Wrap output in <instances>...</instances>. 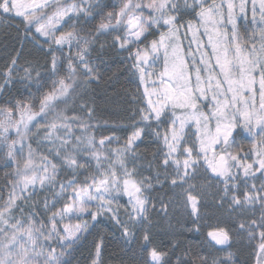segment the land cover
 Instances as JSON below:
<instances>
[{"label":"snow or ice","instance_id":"snow-or-ice-1","mask_svg":"<svg viewBox=\"0 0 264 264\" xmlns=\"http://www.w3.org/2000/svg\"><path fill=\"white\" fill-rule=\"evenodd\" d=\"M250 2L252 23H259V31L253 29L251 36L243 37L235 23L237 5L233 0H227L226 5L223 0L219 4L216 0L210 3L208 0L191 3L188 0L183 3L180 0H120L118 11L107 12L94 31L117 33L114 43L128 51L135 70L133 75L145 85L143 96L147 102L133 116L135 120L138 115L139 120L134 124L132 135L122 147L111 149L107 145L112 143V137L97 142L94 135L88 134L95 115L89 89L99 83L100 74L89 55L91 34L82 36L84 29L76 26L82 17H91L94 9L100 7L99 3L72 0L62 5L56 2V10L49 15L44 11L49 0L41 3L0 0V12L20 17L26 35L34 28L36 34L45 38L43 44L52 53L50 72L57 77L44 92L49 77L42 76L31 63L18 66L17 59L12 60V67L2 76L0 92L13 81L16 72L22 71L24 75L19 80L26 82L28 102L21 98L9 107H0V144L7 147L6 159L17 164L19 178L9 182L6 200L0 195V264H72L76 245L87 239L98 217L106 213L112 214L111 218L121 226L122 235L127 239L135 238L134 229L139 228L140 248L145 254L143 264H172L168 251L153 246L146 227L150 224L149 200L144 195L146 182L134 181L131 177L135 169L130 171L126 165L129 156L133 161L136 159V141L145 130L162 139L163 179L170 181L173 188L184 191L192 214L198 213L199 200L192 194L196 186L191 181L201 168L211 172L217 181L213 194L215 206L227 207L236 235H246L249 241L259 239L256 264H264V0ZM248 3L249 0H241L238 5L241 14L246 12ZM185 16L191 19L185 20ZM228 24L232 27L226 31ZM63 25L70 30H60L59 26ZM157 34L158 39L149 41V36ZM181 36L188 40L187 46L182 44ZM201 36H206L207 41L203 42ZM32 39L43 48L36 35ZM74 42L78 51L74 57L69 55L66 74L62 75L65 69L54 54L56 50L62 51V47L54 49L53 45H68L71 51ZM137 42L143 47L137 46L133 52L129 45ZM158 62H161L159 67ZM37 99L39 109L35 110ZM69 106L74 111L78 109V113L67 115ZM50 114L53 118L48 121ZM37 117L46 123L41 125ZM33 121H36L33 126L37 127V134L42 128L45 139L54 145L50 154H54L62 168L70 170L72 179L59 182L57 164L47 156L41 157L40 165L33 163L31 144L25 145ZM73 125L78 126L79 135ZM237 129L253 137L247 151L235 143ZM13 131L17 139L9 143V134ZM25 146L28 156L21 167L17 154L22 155ZM92 160L96 161L99 178L92 175L79 181L76 178L79 170L85 169ZM160 178L157 171V182ZM37 184L49 191L59 184L60 191L53 192L51 204L47 198L43 202L44 208L51 211L47 224L36 219L34 204H28ZM151 187L148 183L147 188ZM121 192L129 197L131 206L126 210L127 221H122L119 209L113 207L117 198L113 193ZM93 201H98L94 211L90 207ZM61 202L62 206L53 210ZM65 218L69 221L75 218L77 223L59 227ZM89 219L94 223L90 224ZM209 236L216 245L230 246L232 231L219 228ZM101 246L102 240L95 245L92 264H102ZM177 264L184 262L178 259ZM200 264L207 261L202 260ZM213 264H234V261L229 254L225 259L214 260Z\"/></svg>","mask_w":264,"mask_h":264},{"label":"trees","instance_id":"trees-1","mask_svg":"<svg viewBox=\"0 0 264 264\" xmlns=\"http://www.w3.org/2000/svg\"><path fill=\"white\" fill-rule=\"evenodd\" d=\"M119 4L120 0H109L105 5L94 11L91 17L84 18L81 25L77 28L84 29V31L81 32L82 36H89V34H91L89 37L92 40L89 47L90 59L91 62L98 63L99 70L102 74L101 82H99L98 85L91 86L89 89L90 99L94 101L92 107L98 115L97 121L90 123L93 128L99 130L122 133L128 129L126 125L129 118L131 102L136 100L139 89L130 79L131 71L130 67L127 65L128 63L130 64V62L123 61L129 53L119 55L113 50L108 49V43L116 32H112L111 30H106L104 32L94 31L104 19L107 12L119 10ZM15 24L17 25H14V23L12 25L4 23L0 26V75H3L12 67L13 59H17L18 66H26L28 63H31L42 76L49 77L47 81L48 87L43 90L47 92L51 88L52 81L57 79V77L52 76L50 72L52 53L36 47L34 43L29 40L31 33L26 35L25 27H22L17 22ZM151 39L152 38H150L149 41ZM82 46L83 45H81V47ZM60 47H62V51L56 50L54 54L61 60L63 68L65 69V72L61 74L64 75L66 74L69 55L71 54V56L74 57L78 49L75 42L71 47V51H69L68 45L53 46L54 49ZM33 75V79H35V71ZM2 83L3 79L0 81V84ZM18 86L19 85H12L6 87L0 101V107H9L11 103L21 98H25V102H28L26 85ZM32 91L35 93L34 84L32 85ZM60 108L62 109L64 106L61 105ZM38 109L39 101L37 99L35 110ZM77 113L78 109L74 111L71 106H69V110L66 114L72 116ZM52 118L53 116L50 114L48 121H51ZM36 121H40L41 125L46 123L42 117H37ZM36 121H33L32 125H30L31 132L29 133V138L25 140V145L31 144V135L34 130L37 129V127L33 126L36 125ZM9 135V143L11 139H17L14 131ZM243 140L245 139L240 141L241 147L248 149L251 144L248 143L247 140ZM31 147L33 151V163L38 165V155L32 144ZM17 148H19V145H17ZM6 152V145L0 144V195H2L5 200L8 198L9 188L11 187L9 182L19 179L16 177L17 164L6 159ZM138 152L143 158L149 161L155 159V151H153L152 144H150L148 140H146L145 144L139 146ZM27 156L28 148L25 146L23 154H17V160L20 161L21 167H23V162ZM172 188L171 184L167 183L161 188L160 192L152 195V197L159 195L160 197L157 196L159 200L170 199L173 193ZM210 211L208 215H214V210ZM16 215H18V213H16ZM170 217L171 219H169L168 223H165L163 220L157 221L154 219V222L151 223L152 228L149 229V225L148 230L153 238V246H159L165 251H168L172 264H177L178 259L183 261L184 264H200L203 255H205V257L209 256L207 255L209 253L206 251H213L221 255V252L214 247V245L217 246L215 242H213L208 235L207 237L209 240L206 238L207 231L205 229H199L200 231L198 233L193 232L194 224L189 217L182 218L179 214H173L170 215ZM95 229L96 230L89 236L90 239H92L90 245L87 246L86 252L82 253L81 256L80 253L77 254V259L79 261L80 259H85L89 264L91 259L84 256H89L91 258V255L94 253L95 245L102 240V264H143L145 254L140 248L142 233L139 228L134 229L136 233L135 242H132L130 245L126 244L133 238H126L127 241L122 240L124 236L119 234L120 229L117 230L116 227L112 225L109 226L107 223L100 222ZM211 230L214 232L217 231L213 230V228H211ZM225 248H229V250L235 253L236 262H234V264H252V248H248L242 244V246H236V249H234L232 242L230 246L227 245Z\"/></svg>","mask_w":264,"mask_h":264},{"label":"rangeland","instance_id":"rangeland-1","mask_svg":"<svg viewBox=\"0 0 264 264\" xmlns=\"http://www.w3.org/2000/svg\"><path fill=\"white\" fill-rule=\"evenodd\" d=\"M109 0H89V2L93 5H96L97 3H99L100 7H102L103 5H105ZM42 0H37V3H41ZM56 2H58L59 4H66V3H70L72 2V0H49V4L48 7L44 9L45 12H47L49 15H51L55 10H56ZM78 2V0H77ZM145 2H147V0H145ZM181 3H183V0H180ZM189 3L192 2V0H188ZM208 2L210 3L211 0H208ZM222 0H216V3L219 4L221 3ZM223 2L227 3V0H223ZM241 0H233V3L237 5V8L235 9V23L237 26V29L239 30L241 36H251L253 29L257 30V33L259 31V23L257 24H253L252 23V11H251V2L249 0L248 3V7L246 9V12L244 14H241L239 12V8L238 5L240 4ZM99 7V8H100ZM99 8H95L94 11H96ZM93 11V13H94ZM190 11V10H189ZM86 18V17H82L80 22L76 25L77 27H79L82 23V20ZM187 19H191L190 16H185V20ZM226 19V17H225ZM256 19L257 22H259V13L257 12L256 15ZM19 23L22 27H25L22 23H21V18L17 17L14 15V13H10V14H3L2 12H0V26L4 23L6 24H10L12 25L14 23V25H17L15 23ZM19 25V26H20ZM60 30L62 31H68L70 30V28L67 25H63V26H59ZM232 27L231 24L226 25V31L230 30ZM183 31V30H182ZM201 32H203V28L200 29ZM31 37L29 38L30 41H32L34 43V45L42 50H48V46L47 44H43L44 41V37H40L39 34L35 33V29L33 28L31 30ZM117 34V33H116ZM115 34V35H116ZM121 35H123V32H120ZM32 35H36L37 38L40 40V43L43 44V48H41L40 45H38L33 39H32ZM57 35H59V32H57ZM115 35L111 38L110 42L108 43V49L109 50H113L116 54L119 55H125L128 53L127 50L125 49H121L119 47L118 43H114V38ZM158 39V34L157 36L153 37V36H149V39ZM190 34H189V39H190ZM201 40L203 42L207 41V37L206 36H201L200 37ZM181 41L182 44L184 46H187L188 44V40L184 39L183 36H181ZM54 46V45H53ZM140 46L143 47V44H140L139 42H137V45H129V47H131L132 51L134 52L136 47ZM193 49H195V44H193ZM104 52V51H103ZM125 57V56H123ZM123 61L125 62H130V64L128 63V67H130V79L133 81V83L135 84V86H137V88L139 89L138 91V95L135 101H132L131 103V108L129 110V118H128V122L126 125V128H128L125 132H113V131H105V130H99L97 128H93L91 127L89 129V135H94L97 142L104 137H112V143L110 145H107V147L111 148V149H116V148H120L124 145V143L126 142V140L128 139L129 136L132 135V132L134 131V124L136 121L139 120V116L136 115L135 116V120H133V116L135 113H137L139 108L145 107L146 106V98L143 96L144 93V89H145V85L141 84L139 81L138 76L133 75V72L135 71L134 69H132L131 67V59L128 56H126ZM161 62H158L157 67H159ZM92 65L96 68L97 72L100 74V81L101 82V78H102V74L101 71L99 70L98 67V63H94L92 62ZM24 73H22V71H19L17 73H15L13 81L8 85V87L12 86V85H26V82H21L19 80V77L23 76ZM33 75V74H32ZM2 76L0 75V81H2ZM34 78V75H33ZM99 84V83H98ZM98 84H93L94 85H98ZM18 86V87H19ZM149 86H150V82H149ZM3 92H0V101L1 98L3 96ZM128 109V108H127ZM85 119H87L85 117ZM98 119V115L95 113L93 119L90 121L91 123L94 121H97ZM114 120V119H112ZM73 129L76 132L77 135L80 134L79 130H78V126L73 125ZM161 132H163V126L160 129ZM235 136V143L236 145L240 146V141H242V139L247 140L248 143H250L252 145L253 143V137L249 136L247 132H245L243 129H237L236 132L234 133ZM240 139V140H239ZM31 144L33 145V147L35 148L36 154L38 155V165H40L42 163L41 161V157L43 156H47L48 159L50 161H52L53 163L57 164V170H58V181L59 182H66L69 179H72L73 176L70 172V170L66 169V168H62L60 166V161L58 159H56L54 157V154H50V150L54 147V145L47 139H45L44 137V132L43 129L41 128L39 131V134H37V129L34 130V132L31 135ZM146 140L149 141L150 144H152L153 147V151H155V159H153L152 161H149L146 158H143L140 153L138 152V148L139 146L143 145L146 143ZM243 140V141H245ZM136 147L134 149L135 151V156L136 159L133 161L131 156H129V158L126 161V165L127 168L131 171L133 169H135V175H133L131 178L136 181H145L146 182V191L144 193L145 196L148 197L149 200V204H148V216L150 217V224H147L146 227L149 229L152 228L151 223L154 222V219L157 221L163 220L165 223L169 222V219H171L170 215H181L182 218H187L189 217L192 222H193V232L198 233L201 229H205L206 232V238L208 239L207 235L209 236L210 232H214L211 230V228H213V230H217L219 228H226L229 229L230 231H232V245L234 247V249H236V246H242V244H244V246L248 247V248H252L253 249V256H252V264H256V253L258 251V244H259V239L257 238L256 240H252L249 241L246 235H236L235 234V230H234V226L232 225V220L229 218V214L227 211V207H225L224 209H219L215 206V203L213 202V194L216 192V179L212 178V174L211 172H205V170L203 168H201L197 174V177L195 180H192L191 183L194 184L196 186L195 191L192 192L193 195H197L198 200H199V204H198V213L197 214H192L191 213V206L186 205V197L184 195V191L180 188H172L173 193L171 194L170 199L164 200L161 199L159 200L157 198V196L159 195H155L154 197H152V195L157 194L158 192H160L161 188L164 187L165 184L169 183L170 181H165L163 179V175H164V169L162 167H160V162L162 160V154H161V149L164 148L163 145V141L162 139H158L152 131L150 130H145V132L142 134V138L138 141H136ZM250 145V147H251ZM244 149V148H243ZM245 151H247L248 149H244ZM255 157L253 156V159ZM251 162V161H249ZM106 166V165H105ZM100 171L102 172L103 169H100ZM122 171V170H121ZM157 171L160 172L161 174V178H160V182H157L156 180V174ZM168 172L171 173V169H168ZM92 175H96L97 178H99V174L97 173V165H96V161L92 160L91 164L88 165L85 169H80L79 170V174L77 175V179L79 181H84L86 177H90ZM259 175V174H257ZM91 182V181H89ZM150 183L152 185L151 188H147V184ZM188 186L185 185V188H187ZM60 191L59 189V184L56 185V187L54 189H52L51 191H49L47 188L45 189H41L39 184H37L36 190H35V195L32 197V199L28 202V204L33 205L34 204V210L37 213L36 219L38 221L44 222L45 224L48 223V217L51 216V211H47L44 208V200L45 198L48 199L49 204H51L52 200L54 199L53 197V192L58 193ZM27 193H25L26 195ZM114 196H116L117 198L113 201V207L114 208H118L119 209V218L122 221H127V214H126V210H130L131 206L129 204V197L126 194H123L122 192L120 194L117 193H113ZM160 197V196H159ZM18 203H20V201H18ZM96 203H98V201H93L90 204V207L92 208V210H95V205ZM62 206V202L58 203L56 205V209L53 210H58L60 207ZM166 206V210L165 207ZM210 210H214V215H208V212H211ZM156 215V216H155ZM112 214L111 213H106L100 217H98V222L96 223V226L102 222V223H107V225H112L113 227H116L117 230L120 229L119 234L122 235L123 229L121 228V226L119 224L116 223V221L114 219L111 218ZM17 217H19V213L17 215ZM213 217V218H211ZM85 219H88L87 216H85ZM66 223H72L75 224L77 223V220L75 218H73L71 221H69L67 218H65V220L59 225V227H63L64 224ZM89 223L92 224L94 222H92L89 219ZM156 223V222H155ZM95 226V227H96ZM168 226V225H167ZM50 227V225H49ZM95 227L90 229V234L87 235V239L82 240L81 242H79L76 245L75 251L73 252V259H72V264H88V261L85 259H80V261L77 259V254L80 253V256L82 253L86 252L87 246L90 245L91 243V239H90V235L94 232ZM209 238L211 239V237L209 236ZM122 240L127 241V239L124 237L122 238ZM209 240V239H208ZM212 241V240H211ZM129 243H127L126 245H130L132 242H135V238H133L132 240L128 241ZM214 242V241H213ZM133 245V244H132ZM214 245V244H213ZM53 246L55 247V244L53 243ZM218 246V245H217ZM215 246L214 247L221 252V255L218 253H215L213 251H206L208 252L209 255L208 257L205 255H203L202 260H206L207 264H213L214 260H220V259H225L229 256V254H231L232 260L234 262H236V258H235V253L231 250L226 249L225 246ZM224 250H221V249ZM57 251H59V249H57ZM211 255V257H210ZM86 258L91 259V261H89V264H92V260L95 258V247H94V253L91 255V258L89 256H84ZM100 260L102 261V248H101V256H100Z\"/></svg>","mask_w":264,"mask_h":264}]
</instances>
